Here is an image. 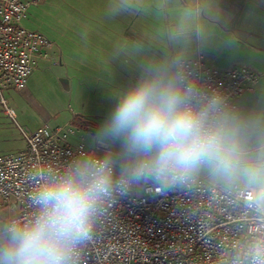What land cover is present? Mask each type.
<instances>
[{
	"label": "built area",
	"instance_id": "built-area-1",
	"mask_svg": "<svg viewBox=\"0 0 264 264\" xmlns=\"http://www.w3.org/2000/svg\"><path fill=\"white\" fill-rule=\"evenodd\" d=\"M28 4L0 0V106L15 117L5 94L24 90L52 42L21 25ZM175 73L193 88L190 103L206 106L219 121L237 111V101L258 80L248 67L220 70L203 55L175 64ZM26 148L0 155V210L17 208L8 223L26 222L39 211L35 197L41 186L74 170L77 164L102 160L84 144L68 143V132L48 124L24 131ZM115 197L99 217L93 242L81 251L79 264H256L255 250L264 246V206L255 189L210 184L193 174L164 194L150 184L133 185L121 196L123 174L111 164ZM141 190V193H140Z\"/></svg>",
	"mask_w": 264,
	"mask_h": 264
},
{
	"label": "crops",
	"instance_id": "crops-1",
	"mask_svg": "<svg viewBox=\"0 0 264 264\" xmlns=\"http://www.w3.org/2000/svg\"><path fill=\"white\" fill-rule=\"evenodd\" d=\"M55 2L64 4L70 28L58 38L59 46L52 42L21 90L19 105L37 107L35 126L25 132L45 124L61 127L72 146L84 144L110 161L135 162V155L118 151L121 141L96 135L116 96L147 68L175 73L178 61L203 55L213 68L248 67L258 75L237 101V111L222 120L236 128L243 159L258 156L264 147V0ZM196 173L210 175L206 168ZM244 185L257 196V185L247 180ZM16 213L17 208L0 210V225Z\"/></svg>",
	"mask_w": 264,
	"mask_h": 264
},
{
	"label": "clouds",
	"instance_id": "clouds-1",
	"mask_svg": "<svg viewBox=\"0 0 264 264\" xmlns=\"http://www.w3.org/2000/svg\"><path fill=\"white\" fill-rule=\"evenodd\" d=\"M193 88L163 67L147 68L116 102L96 135L122 142L136 156L119 181L121 196L138 184L164 194L202 168L227 179L257 185L264 201V147L250 161L242 157L234 126L211 116L206 106L190 103ZM109 158L83 165L45 182L35 197L38 213L30 220L0 225V264H79L82 249L93 242L104 207L114 200ZM264 257V246L255 250ZM256 264H264V258Z\"/></svg>",
	"mask_w": 264,
	"mask_h": 264
},
{
	"label": "rangeland",
	"instance_id": "rangeland-1",
	"mask_svg": "<svg viewBox=\"0 0 264 264\" xmlns=\"http://www.w3.org/2000/svg\"><path fill=\"white\" fill-rule=\"evenodd\" d=\"M23 1L28 4V9L26 17L21 21V25L27 30L42 33L51 42L59 46L58 38L65 36L67 30L70 28L67 21H65L66 10L64 8V4L59 5L55 2V0ZM253 86L254 85L252 84L250 85V87ZM5 97L9 101L8 106L12 107L16 113L15 117L12 118L5 114L4 108L0 106V155L18 153L25 149L26 141L24 138V131L32 130L34 128V115L35 110L37 109L34 104H30L26 107L19 105L23 100V95L20 90H12L10 94L6 92ZM87 151L89 150L87 149ZM118 151L121 153L128 152L124 146L118 148ZM91 154L96 155L93 153ZM133 155V153H127V156L129 157H132ZM110 162L115 166L117 172L120 174H123L124 170L134 163H123L121 161ZM209 173L210 175L204 177V179L210 184H220L225 187H232L236 185L245 186L244 184L246 183V180L242 178L227 179L214 175L210 171ZM195 175L200 176L197 173H195Z\"/></svg>",
	"mask_w": 264,
	"mask_h": 264
}]
</instances>
